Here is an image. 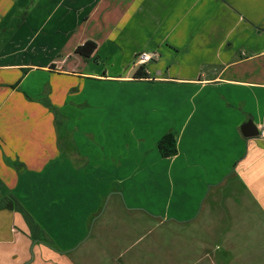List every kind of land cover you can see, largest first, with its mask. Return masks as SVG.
Segmentation results:
<instances>
[{
	"label": "crops",
	"instance_id": "crops-1",
	"mask_svg": "<svg viewBox=\"0 0 264 264\" xmlns=\"http://www.w3.org/2000/svg\"><path fill=\"white\" fill-rule=\"evenodd\" d=\"M263 126L264 0H0V264H264Z\"/></svg>",
	"mask_w": 264,
	"mask_h": 264
},
{
	"label": "trees",
	"instance_id": "trees-1",
	"mask_svg": "<svg viewBox=\"0 0 264 264\" xmlns=\"http://www.w3.org/2000/svg\"><path fill=\"white\" fill-rule=\"evenodd\" d=\"M97 49V44L93 41H88L84 43L82 46H79L76 50L78 54L83 56L86 59H89ZM136 78H147L148 73L146 72L145 68L139 67L135 72ZM51 110L55 112L57 119H60V116L57 110L49 103H45ZM157 147L159 151L164 157H170L177 153V138L173 132H169L164 135L157 143Z\"/></svg>",
	"mask_w": 264,
	"mask_h": 264
},
{
	"label": "water",
	"instance_id": "water-1",
	"mask_svg": "<svg viewBox=\"0 0 264 264\" xmlns=\"http://www.w3.org/2000/svg\"><path fill=\"white\" fill-rule=\"evenodd\" d=\"M244 133L248 137H255L258 136L259 131L257 130L256 126L253 124L252 121H249L243 127Z\"/></svg>",
	"mask_w": 264,
	"mask_h": 264
},
{
	"label": "built area",
	"instance_id": "built-area-1",
	"mask_svg": "<svg viewBox=\"0 0 264 264\" xmlns=\"http://www.w3.org/2000/svg\"><path fill=\"white\" fill-rule=\"evenodd\" d=\"M153 58L152 55L148 54V53H141L138 56V62L140 64H146L148 63L151 59ZM263 137H264V126H263Z\"/></svg>",
	"mask_w": 264,
	"mask_h": 264
}]
</instances>
